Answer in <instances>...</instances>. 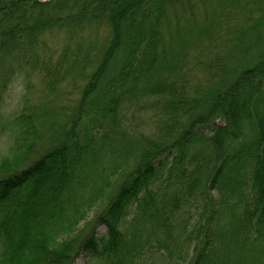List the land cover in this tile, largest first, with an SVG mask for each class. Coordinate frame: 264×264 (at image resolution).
<instances>
[{
    "label": "trees",
    "instance_id": "16d2710c",
    "mask_svg": "<svg viewBox=\"0 0 264 264\" xmlns=\"http://www.w3.org/2000/svg\"><path fill=\"white\" fill-rule=\"evenodd\" d=\"M0 70V264H264V0H0ZM34 70L42 102L7 123Z\"/></svg>",
    "mask_w": 264,
    "mask_h": 264
},
{
    "label": "rangeland",
    "instance_id": "374dc122",
    "mask_svg": "<svg viewBox=\"0 0 264 264\" xmlns=\"http://www.w3.org/2000/svg\"><path fill=\"white\" fill-rule=\"evenodd\" d=\"M45 44L49 50V52H53L50 60L51 63H59L58 57L64 46L66 45V37L65 34L61 31H57L53 29L52 32H48L45 34ZM64 61H62L60 70L61 72L65 70ZM184 69L187 70L190 74H192L196 78H200L202 74L201 71L197 67L193 65L192 59L190 56L186 58L184 63ZM2 70H0V77L2 76ZM27 74L22 73L20 76L15 77L9 86L3 92V107H2V119L9 123L12 116L21 110H25L26 112H30L31 110H35L34 106L38 102H42L43 95L46 93V80L42 78V73L39 70L34 71H26ZM29 85V88H26V85ZM78 88H70L69 85H63L59 88L60 94L56 98L58 103H62L64 106H71V103L75 102L79 96L80 91ZM189 91V89L187 90ZM154 109H136L131 107L126 110V116L128 118L129 124H131L132 129L139 130L141 133H149L154 131L155 124L153 121L152 111ZM11 129V128H10ZM45 132L43 136H45ZM9 141L10 136L6 135L0 139V160L3 156L9 153ZM105 227L100 226L97 228V234L102 235L105 234ZM74 264H101L100 262H93L90 259V256L86 253L80 254L76 257Z\"/></svg>",
    "mask_w": 264,
    "mask_h": 264
}]
</instances>
